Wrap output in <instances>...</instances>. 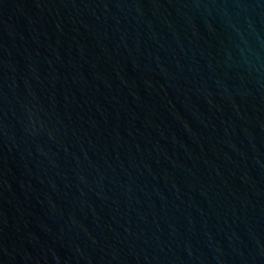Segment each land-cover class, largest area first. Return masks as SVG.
<instances>
[{
	"label": "water",
	"instance_id": "1",
	"mask_svg": "<svg viewBox=\"0 0 264 264\" xmlns=\"http://www.w3.org/2000/svg\"><path fill=\"white\" fill-rule=\"evenodd\" d=\"M0 264H264V0H0Z\"/></svg>",
	"mask_w": 264,
	"mask_h": 264
}]
</instances>
